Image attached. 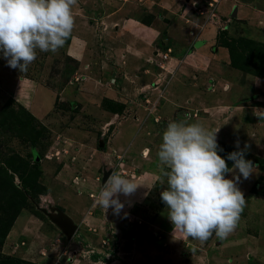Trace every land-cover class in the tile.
<instances>
[{
  "label": "rangeland",
  "instance_id": "374dc122",
  "mask_svg": "<svg viewBox=\"0 0 264 264\" xmlns=\"http://www.w3.org/2000/svg\"><path fill=\"white\" fill-rule=\"evenodd\" d=\"M155 1L148 0L153 3H150L153 8L148 13L134 7V0H77L72 7L74 27L64 46L55 53L37 49L36 59L26 72L8 67L0 53V264H45L51 246L56 251V258L64 262L70 257L77 259L80 251L75 254L66 249V244L72 242L73 245L83 239L95 243L98 240L103 246L110 240L113 253L118 239L116 233L119 239L150 244L155 252L149 255L150 259L146 256V264H264V119L255 116L252 108L244 110V120L248 122L244 144L249 146L245 159L253 162L256 173L247 180L241 177L238 187L245 196L246 206L236 227L226 238L221 239L213 232L207 241L201 243L179 231L173 233V225L160 197L161 191L167 188V181L161 183L160 177L145 199L138 203L140 205L133 208V217L125 215L131 225L124 229L125 223L121 233V225L109 221L106 212L96 202L102 188L101 161L111 159L108 148L116 125L127 114L129 118L136 115L139 106L136 99H140L143 105L149 104L147 98L131 91L134 84L129 85L131 80L126 76L130 53L116 52L119 47L126 46L117 30L127 35L136 34L134 37L141 40V44L158 48L139 68L148 64L161 71L169 68L170 60L181 61L177 54L182 51V42L186 40L162 35L166 34L162 24L164 15ZM235 2L264 12V0ZM194 3L200 7L199 11L193 9L187 14L190 21L197 24L206 23L207 19L211 21L216 10L222 20V15L228 17L230 37H246L264 49V20L255 23L246 17V24L232 22L229 16L233 8L224 13L230 0H187L184 4L192 8ZM234 18L237 19L236 14ZM128 24L132 26L130 31ZM140 27L152 29V36H155L153 31L157 35L148 37ZM117 56L122 60L120 63L114 59ZM224 73L235 83L231 90L233 101L229 103L251 105L254 93L251 77L255 76L233 70H224ZM157 84L160 85L155 82ZM180 107L176 108L177 112L182 111ZM258 109L264 110L262 107ZM189 115L185 117L189 118ZM140 138L135 137L131 152L141 153L148 147L153 148L150 156H156L162 137L150 135L148 143L142 141L143 144H140ZM224 141L217 140L223 148L218 154L231 168L233 162L227 160V156L238 149ZM156 161L158 163V159ZM135 171L133 175L141 174L137 167ZM234 175L238 172L228 173L226 178L232 179ZM136 184L139 185L136 192L141 193L151 186V181L146 179ZM50 208L73 219L77 236L70 240L65 238L47 218L46 212ZM87 213L92 215L90 219L86 218ZM17 217L29 219L31 223H34L30 221L34 217L52 231L46 239L36 233L31 241L38 246L29 250V241L22 236L6 239L11 227L17 230L22 227L21 218L14 221ZM42 228L47 232L45 227ZM149 247L139 248L148 250ZM28 251V257H25ZM148 253L146 251L143 255ZM81 254L88 256L87 253ZM111 256L110 260L113 259ZM109 259L102 261L108 263ZM121 264L130 263L122 261Z\"/></svg>",
  "mask_w": 264,
  "mask_h": 264
},
{
  "label": "crops",
  "instance_id": "0c3cea01",
  "mask_svg": "<svg viewBox=\"0 0 264 264\" xmlns=\"http://www.w3.org/2000/svg\"><path fill=\"white\" fill-rule=\"evenodd\" d=\"M134 1V7L145 10L148 13L151 12L150 10L153 8L152 2H148V0ZM186 1L187 0L155 1L164 15L162 16V24L166 32L164 35L182 41L186 40L182 42L184 44L182 47L183 49H180L182 51L177 54L181 57V61L177 62V59L170 60V66H167V68L169 67L168 69L160 71L153 66L150 67L148 64H146L145 68H139L138 66L143 65L144 60L149 59L151 55L153 56L158 48L152 44L149 46L148 44H141V40L134 37L137 36L136 34L127 35L126 32L117 30L118 36L123 40V45L126 46H121L118 49L116 48L118 50L116 52L119 54H121L122 51H126V54L130 53L128 54L130 62L129 64L127 63L128 70L126 73L128 79L131 80L129 85L134 84V89L132 90L131 87L130 89L132 93L134 92L135 94H140L142 97L144 96L147 98L149 101H146H148L149 104L143 105L140 99H136V103L139 105V108L137 107L136 110V115H134L133 118H129V114H127L126 117H122L118 125H116L114 135L108 148L111 153V159L103 162L101 161L102 172L103 170L111 172L118 171L120 175L130 178L135 183L144 182L146 179L147 182L151 181V186L141 193L135 192L129 197H125L124 195L120 196L121 202L124 203V208L119 215H114L111 208L105 213L109 221L114 220V224L122 226V228L119 226L121 230L120 233L123 231L125 223L126 226H124V229H127L129 225H131V223L129 224L130 219L126 218L125 215L129 214V216L133 217V214H131L134 211L133 208L140 205L138 203L145 199L146 195L149 194L148 192L151 191L152 186L157 182V179H160L158 163L156 161L157 156H153L152 154L150 156V151L152 150L153 153V148L148 149V147H146L141 153L137 152L136 154L131 152V147L136 140L135 137H141L140 144L144 143L142 141L148 143L149 140L147 139L150 135H160L162 137V133L169 121L187 119L190 123L199 122L208 130L218 131L217 140H225L224 142H227L233 147H235V142L239 140L240 146H244V142H246L245 134H247V132H245L247 129L246 124L248 123L244 120V110L252 108L250 110L254 113L255 108H264V80L256 76L251 77V84L254 91L251 105L244 106L229 103L233 101L231 90L235 83L224 73V70H236L229 66L230 59L228 51L225 47L217 43V36L219 31L227 29V22L230 21L228 17L225 18V16L222 15V20L221 16L217 15L218 11L214 10V7L217 8L215 4L214 7H212L214 10V17L211 18V21L206 18V23H204V21L202 24L194 23L187 18V14L193 9L198 10L200 6L194 3V6L189 8V6L187 7V5L184 4ZM235 1L236 0H230V5L228 9H224V13L230 12V10L234 8L233 6H235V8L237 7L236 17L238 20L244 22L247 20L246 17H249L248 20L252 19L253 21L255 20V23H259L260 21L263 23L264 19L261 18H264V12L252 9L245 4L241 6L240 3H236ZM219 4L220 1L218 2V6ZM224 19H227L225 23L222 22ZM128 25V30L130 31V27L132 26L131 24ZM142 29H144L142 31H144L145 35L148 37H150V35L152 36V29H147L146 27ZM153 32L156 36L157 32ZM114 59L116 63L122 61L118 56ZM135 59L139 60L135 61ZM115 68L121 69L119 66ZM237 72L239 73V71ZM155 82H159L160 85H155ZM137 91L139 92L137 93ZM228 99L230 101H228ZM156 102H158L157 107H155ZM178 105L181 107L184 105L186 108L184 109V106L182 108L180 107L179 109L182 111L177 112L176 108ZM185 113H190L189 118L185 117V115H187ZM192 113L193 116H191ZM145 153H147L146 156ZM138 160H140L139 163H137ZM135 166L141 172L138 176L132 174L133 171L136 172ZM255 173L256 172H253L252 176H254ZM85 216L87 219H90L92 215L87 213ZM19 218L21 217H17L15 221L17 222ZM21 219L22 222L20 226L23 228L21 227L15 230L11 227L6 239L12 240L22 236L29 241L27 243L29 250L34 249L36 245L38 246L35 241H31L36 233H39L43 239H46L48 234L52 231L48 229L43 222L36 221L37 219L34 217L30 220L34 221V223L29 222V219ZM71 220L73 221V219ZM42 227H45L47 232H45ZM12 230L13 232L15 231V233L11 232ZM74 236H77L76 232ZM115 236L119 239V237H117L118 233H116ZM118 239L115 241L116 246L115 249H113V253L111 251L112 243L110 240L107 241L106 246H103L98 240H96L95 243L94 240L83 239L76 241V244L73 245H71L72 242H69L66 244V249H71L75 254H77V251L80 252L79 256L78 254L76 255L77 259H72L70 257V259H66V262L61 258L55 257L54 252L56 251L54 248H51V246L50 251H48L45 256V264H121L122 261L130 264H146L144 261V259H148L146 256L150 259L149 255L155 252L152 247H149V243L147 244L149 247L148 250H140L139 247L147 245H142L141 242L135 239ZM103 250L105 251L103 252ZM146 251L147 253L149 252L148 255H143ZM28 253L29 251L24 254L25 257H28ZM81 253H87L88 256H83ZM95 254H98V256L94 258ZM110 256L113 258H111L112 260L109 259ZM86 257L87 259H85ZM107 259L110 260L108 263L102 261H108ZM156 259H158V257H156ZM159 261L160 260H158V263Z\"/></svg>",
  "mask_w": 264,
  "mask_h": 264
},
{
  "label": "clouds",
  "instance_id": "9594fccd",
  "mask_svg": "<svg viewBox=\"0 0 264 264\" xmlns=\"http://www.w3.org/2000/svg\"><path fill=\"white\" fill-rule=\"evenodd\" d=\"M77 0H0V53L12 69L26 72L36 59V50L57 52L70 37L74 27L72 7ZM254 115L264 119V110ZM217 132L199 122L187 119L169 121L162 133V143L156 153L160 182L167 188L160 193L167 209L173 233L207 241L213 232L226 238L236 227L246 199L238 187L241 177L250 178L256 167L245 159L248 145L230 152V168L218 152ZM111 172V171H110ZM232 179L228 173H236ZM139 185L130 178L112 171L107 177L96 202L107 212L119 215L124 208L120 196L133 195ZM195 247L192 251L195 252Z\"/></svg>",
  "mask_w": 264,
  "mask_h": 264
},
{
  "label": "trees",
  "instance_id": "16d2710c",
  "mask_svg": "<svg viewBox=\"0 0 264 264\" xmlns=\"http://www.w3.org/2000/svg\"><path fill=\"white\" fill-rule=\"evenodd\" d=\"M230 20L232 22L234 21L235 23L242 22L246 24L243 21H238L236 18H230ZM228 29L229 26H227V29L219 31L217 36V43L227 49L230 59L229 66L244 75L256 76L263 80L264 49L262 48V45L257 44L256 42H253L246 37H230ZM166 47L168 46H165V48ZM97 256L98 254H95L94 258Z\"/></svg>",
  "mask_w": 264,
  "mask_h": 264
},
{
  "label": "water",
  "instance_id": "95a60500",
  "mask_svg": "<svg viewBox=\"0 0 264 264\" xmlns=\"http://www.w3.org/2000/svg\"><path fill=\"white\" fill-rule=\"evenodd\" d=\"M236 14V8H233L231 11V18H234ZM110 171L103 170L102 172V178H101V185H103L107 179V177L110 175ZM48 212H46L47 218L50 220L52 224L56 226L57 229L60 230V232L65 236L67 240H70L73 238L76 232L77 226L72 222V220L63 214L60 211H56L52 208H50Z\"/></svg>",
  "mask_w": 264,
  "mask_h": 264
},
{
  "label": "bare ground",
  "instance_id": "6f19581e",
  "mask_svg": "<svg viewBox=\"0 0 264 264\" xmlns=\"http://www.w3.org/2000/svg\"><path fill=\"white\" fill-rule=\"evenodd\" d=\"M14 229L17 230L16 228H14ZM11 232H13V230ZM13 233H15V231Z\"/></svg>",
  "mask_w": 264,
  "mask_h": 264
},
{
  "label": "built area",
  "instance_id": "2783aa9c",
  "mask_svg": "<svg viewBox=\"0 0 264 264\" xmlns=\"http://www.w3.org/2000/svg\"><path fill=\"white\" fill-rule=\"evenodd\" d=\"M92 196V195H91Z\"/></svg>",
  "mask_w": 264,
  "mask_h": 264
}]
</instances>
